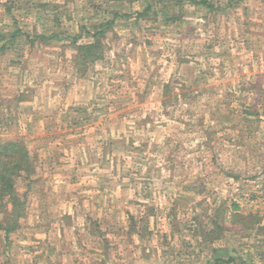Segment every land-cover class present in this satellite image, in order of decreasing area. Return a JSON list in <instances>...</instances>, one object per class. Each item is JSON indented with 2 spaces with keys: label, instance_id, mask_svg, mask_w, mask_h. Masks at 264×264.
Masks as SVG:
<instances>
[{
  "label": "rangeland",
  "instance_id": "1",
  "mask_svg": "<svg viewBox=\"0 0 264 264\" xmlns=\"http://www.w3.org/2000/svg\"><path fill=\"white\" fill-rule=\"evenodd\" d=\"M15 20L46 40L0 51V137L37 164L0 264H264V0H0V48Z\"/></svg>",
  "mask_w": 264,
  "mask_h": 264
},
{
  "label": "trees",
  "instance_id": "2",
  "mask_svg": "<svg viewBox=\"0 0 264 264\" xmlns=\"http://www.w3.org/2000/svg\"><path fill=\"white\" fill-rule=\"evenodd\" d=\"M150 1L151 0H146L147 3ZM201 3L206 4L207 2L203 1ZM14 7L15 5L13 4V6L9 8V11H11ZM16 20L14 22L15 25L12 32L8 34V37L1 46L0 51H4L9 48V45L19 42L20 40H17L18 38L27 39L32 44L38 40H46L45 35L43 34H37L32 38L29 33L24 32L23 29L17 25ZM111 23L112 22L107 21L106 25L109 26ZM104 27L105 26H99L96 27L94 31L88 32V34H93L96 41L91 45H85L80 48L83 50L82 54L83 52H86V58H92L94 60L95 57L101 56L102 45L99 37L104 35L106 29V27ZM3 38L5 37L0 35V41ZM79 38V35L75 36L73 38V42L77 43ZM255 87L259 90L258 96L256 97V102L252 104L248 110L250 115L258 117L261 113V109H264V83L257 82ZM35 157L32 156L26 142L23 139L12 140L0 137V232L4 233L6 239H8L10 234L20 228V222L26 218L27 192L21 194L19 185L20 181L29 180V178L35 173L37 165ZM262 173H264V170ZM262 173H260V175H262ZM234 208L238 207L235 206ZM231 216L232 220L230 223L233 228H230L236 232V234H240L246 230H252L254 226L260 223L259 221H252L250 224H246L245 219L241 223L240 219H238L239 215L233 214ZM250 220L252 219L250 218ZM224 230H229V228L226 227ZM209 236L210 235H207L205 237ZM220 237L221 235H218L216 239H219ZM219 254L220 257L216 259L215 264H231L236 260L235 257L227 255L228 251L225 248L220 250Z\"/></svg>",
  "mask_w": 264,
  "mask_h": 264
}]
</instances>
